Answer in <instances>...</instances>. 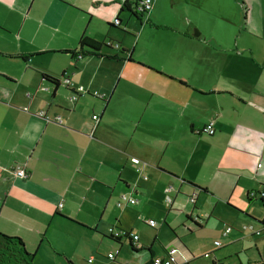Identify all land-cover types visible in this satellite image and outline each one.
Instances as JSON below:
<instances>
[{
  "label": "crops",
  "instance_id": "0c3cea01",
  "mask_svg": "<svg viewBox=\"0 0 264 264\" xmlns=\"http://www.w3.org/2000/svg\"><path fill=\"white\" fill-rule=\"evenodd\" d=\"M125 1L0 0V231L20 237L34 264L121 254L124 238L107 237L124 231L144 248L133 227L169 221L165 206L224 221V257L258 237L241 227L264 216L259 194L248 198L264 187V0H153L142 20ZM85 36L111 48L76 58ZM122 195L137 202L119 207Z\"/></svg>",
  "mask_w": 264,
  "mask_h": 264
},
{
  "label": "rangeland",
  "instance_id": "374dc122",
  "mask_svg": "<svg viewBox=\"0 0 264 264\" xmlns=\"http://www.w3.org/2000/svg\"><path fill=\"white\" fill-rule=\"evenodd\" d=\"M6 16H8V14H6V8L2 3H0V18H5ZM18 25L19 23L16 21L15 27ZM147 38L148 36L144 34L141 40L144 41L147 40ZM158 38L160 37L157 36L154 39L157 40ZM139 52H142L140 46L135 53L136 56H142L138 55ZM171 147H173V145ZM184 199H186V204L190 212L192 204H189L190 202L187 195H184ZM255 202L260 203V200L257 199ZM198 210L199 209L195 210L194 218L201 224V226H199L195 219L193 220L189 218L187 213L184 214L181 213V211L176 210L175 206H173V209L165 206L164 210H162L164 212V216L166 213H170L171 217L169 218V221L166 222L162 219V215L157 217L156 222L159 224L157 229H153L145 224L146 219H141V225L138 223L135 227H133V230H135L134 232H137L139 235L144 233V244L146 247L140 251L132 250L129 240L124 238V246L122 248L124 252L119 254L116 262L107 258V249H102V251L98 253H92L94 255L93 262H89L92 254H82V257H78L76 264H146L147 259L151 255L149 249L150 246L154 248L159 256L165 258H168L166 253L167 250L177 249L179 253L184 255V259L180 257L179 254L175 255L178 264H185L187 261H189V264H212L213 258L216 257L217 260H222L225 263L230 262L240 264V261L242 264H254L256 262L264 263V231H262L263 233L261 236L247 238L245 242L240 244L239 252L236 253V255L224 257L223 254L227 246L219 248L215 245L216 240H220L223 244L227 241L226 238H220L218 236V227L222 226L224 221L209 215L210 212L207 210L202 211L204 212L203 214H201ZM175 215L179 216L176 220H172ZM197 216L200 217V219H198ZM251 221L259 228L264 229V226L258 219H253ZM142 227H146L147 229L142 230ZM157 230H159V232ZM155 234H158L157 238H154ZM107 238L111 239L109 237ZM118 248L119 247H116L111 250V252H115ZM54 259L58 264H68V261H66L62 255L55 254ZM41 262L42 264H50L48 263L49 260H47L44 256H41Z\"/></svg>",
  "mask_w": 264,
  "mask_h": 264
},
{
  "label": "trees",
  "instance_id": "16d2710c",
  "mask_svg": "<svg viewBox=\"0 0 264 264\" xmlns=\"http://www.w3.org/2000/svg\"><path fill=\"white\" fill-rule=\"evenodd\" d=\"M139 2L140 0H126L123 4V8L126 9L127 11H130L136 18L142 20V18L148 12L138 11ZM103 46L111 48L110 44L100 43L99 41L93 38L85 36L82 37L79 41V52L74 51L72 52V54L76 58L89 57L99 53V51ZM123 51H125V49ZM0 55H2V53H0ZM21 57L26 58L23 57V55H21ZM65 74L66 73H63L62 78L66 77ZM43 77L46 81L54 84L55 86H58L60 83V79L52 77L46 73H43ZM258 194H259L260 205L264 210V187L260 191H256L253 194H249L248 198L249 199H252L253 197L256 198ZM188 217L190 218L189 215ZM260 222L264 226V216L260 220ZM199 226L201 225L199 224ZM124 232L125 234H123L122 236H114L109 238H111L118 244H122L121 239L126 238L129 240L132 250L140 251L141 249H143V247L137 248L133 244V241L129 236V233L126 231ZM150 253H152V258L155 257V255H153V252L151 250ZM34 256L35 254L27 249L25 242L20 237L8 235L0 231V264H34ZM152 258L146 264H151ZM116 261L117 260H114V262ZM186 263L189 264V261H187ZM212 264H226V263H222V261L213 260Z\"/></svg>",
  "mask_w": 264,
  "mask_h": 264
},
{
  "label": "built area",
  "instance_id": "2783aa9c",
  "mask_svg": "<svg viewBox=\"0 0 264 264\" xmlns=\"http://www.w3.org/2000/svg\"><path fill=\"white\" fill-rule=\"evenodd\" d=\"M152 5H153V0H140V2L138 4V11H147V12H149V10H151V8H152ZM117 20L119 21V19H115V21H117ZM107 44L112 45V43L110 41L107 42ZM117 46H118V44H117ZM64 82H65V84L68 87L69 86H73L72 81L68 77L64 78ZM74 90H75V93H77V94H86V93H88V90L86 89V87L84 85H79ZM28 95H30V94H28ZM94 95L95 96H101L97 91L94 92ZM75 98H76V96H73L71 99H75ZM38 115L43 117V118H45V119H47V120H54V121H56L59 124L63 123V119H62V117L60 115H57L54 118H50L45 111H40ZM93 118H94V120H98V116L97 115H94ZM204 131L206 133L210 134V135H213L215 133L214 123L211 122L209 125H207L204 128ZM134 161L137 163L138 159H134ZM13 173L16 176L21 177V178L27 177V171L23 167H16L13 170ZM123 201H128L131 204H135L137 202V200L135 198H128L126 195H122L120 200H118L117 205L119 207L122 206ZM190 201L192 203H194L195 202V197L191 196L190 197ZM169 202H171V201L169 200ZM147 223L151 227H156V225H157V222L154 219H149L147 221ZM233 230H234V226L227 225L225 230L223 231V236H228ZM241 230L243 232H245V233H248V234L254 235V236H260L262 234L261 229H258L254 224H243L242 227H241ZM123 234H125V232ZM129 236L131 237L132 241H134L133 244L136 246V244H137L136 241L139 239V236L137 234H135V233H129ZM215 245L216 246H220L221 242L220 241H216ZM119 253H120V249H117L115 252L109 253L107 255V258L109 260H111V261H114V260L117 259V256L119 255ZM167 253H168V258H161V257H156L155 256V257L152 258L151 264H177L175 255L179 254L181 256V253H179L177 249H172V250L168 251ZM93 261H94V257L92 256L89 259V262H93ZM257 264H259V263H257Z\"/></svg>",
  "mask_w": 264,
  "mask_h": 264
},
{
  "label": "water",
  "instance_id": "95a60500",
  "mask_svg": "<svg viewBox=\"0 0 264 264\" xmlns=\"http://www.w3.org/2000/svg\"><path fill=\"white\" fill-rule=\"evenodd\" d=\"M118 21V20H117ZM117 21H115V25L116 26H119V24L121 23V21L119 20L118 22Z\"/></svg>",
  "mask_w": 264,
  "mask_h": 264
}]
</instances>
